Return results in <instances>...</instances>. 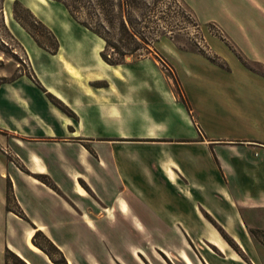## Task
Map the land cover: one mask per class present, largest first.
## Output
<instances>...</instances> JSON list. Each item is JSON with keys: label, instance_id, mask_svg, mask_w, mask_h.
Listing matches in <instances>:
<instances>
[{"label": "crops", "instance_id": "crops-1", "mask_svg": "<svg viewBox=\"0 0 264 264\" xmlns=\"http://www.w3.org/2000/svg\"><path fill=\"white\" fill-rule=\"evenodd\" d=\"M30 7L57 26L54 6L39 13ZM258 13L264 20V11ZM61 24L66 29L58 35L57 53L30 44L38 84L14 86L11 108L0 106V127L11 130L9 137L0 133V145L14 153L6 159L0 151V182L10 183L18 209H7L1 187L0 221L6 212L25 220L33 228L28 250L48 264L55 263L33 243L37 231L51 238L69 264L82 256L90 264H128L129 238L147 236H204L222 254L200 257L194 251L202 264H264L259 254L250 263L233 248L228 254L221 238L244 236L247 224L264 229V74L227 45L210 41L226 67L202 52L185 53L186 101L151 68L136 85L129 69L103 59L101 37L69 17ZM87 45L98 70L88 64ZM32 52L50 60L37 64ZM247 57L264 66L263 52ZM210 110L217 112L214 132L205 126ZM73 242H84V249L76 251ZM162 245L158 260L168 264L164 254L174 262ZM13 249L35 264L31 255ZM177 253L183 264H194L187 249ZM130 255L133 264H154L140 248Z\"/></svg>", "mask_w": 264, "mask_h": 264}, {"label": "rangeland", "instance_id": "rangeland-1", "mask_svg": "<svg viewBox=\"0 0 264 264\" xmlns=\"http://www.w3.org/2000/svg\"><path fill=\"white\" fill-rule=\"evenodd\" d=\"M116 1L117 0H115V2ZM137 1L140 7H135L130 14L125 12L124 20L130 25L132 30L136 31L135 38L138 42L143 46L147 43L152 46L151 52L147 53V50L142 48L134 54L121 56L113 46L107 45L106 41L102 38L104 40L102 52L107 53L115 60L121 61L120 68L129 69L132 72V77L136 85L144 78L146 75L145 72L151 68L161 74V77L175 89L180 99L185 100L187 96L184 86H190L183 72L184 62L182 56L185 53L202 52L221 67H226L224 59L210 49V41L221 42L227 45L230 51L237 55L246 65L264 74L263 65L247 60V56L251 51L254 53H264V20L260 18L258 13L259 10L264 11V0ZM37 3L42 4L44 7L40 8L39 4L36 5ZM31 5L38 13L41 9L42 12L49 11L50 7L54 6L55 18L57 20V26L54 25L55 30L43 20L39 15L40 13L37 14L30 7ZM44 14L45 13L42 15ZM87 15L88 13L86 10H81L80 16L82 18H89ZM67 17L81 24L70 14L66 6L58 0H0V90L4 89L6 90L5 92H7L6 98L0 100L2 109L11 108L12 99L10 98V94L14 86L19 85V87L25 88L24 86L26 85L37 83L34 64L29 52L31 51L30 44L33 43L35 46H39L51 53L56 47V40L59 41L58 35L65 36L64 30L66 28L61 22ZM101 18V16L96 15L94 20H103L106 23L105 19ZM131 18L135 29L131 26ZM119 23L120 17L118 15L112 25L106 24L109 30L112 31L110 37L118 41L121 39H131L126 35L120 34ZM81 26L89 34L95 37L98 36L83 24H81ZM72 31L76 37L80 38L84 36V34L77 29H73ZM87 37L92 38L90 35ZM36 39L42 43V46L37 43ZM87 43L91 44V41ZM87 47L89 49L86 54L88 64L92 66L93 69H100L95 65L94 59L90 55V46L87 45ZM141 52L147 54L138 57ZM32 55L37 64L47 63V60H50L49 55H45V59L42 58L44 55H37L35 52H32ZM145 59L150 62L149 67L141 63ZM22 76L28 77V79H25V82H23L20 80ZM160 101L162 103L167 102L166 96L162 95ZM186 101H188V99H186ZM216 114V110H210V115L206 118L205 126L208 131L214 132L218 127L216 125L214 126L212 122ZM1 117L2 114L0 111V119ZM177 123V125H181L182 128L188 127L184 122ZM10 132L11 130L8 128L0 127V133L3 136L9 137ZM0 151L3 152L6 159L14 156L9 146L0 145ZM10 186L9 182H0V188L2 187L1 191H5L3 193H5L7 199V209L18 211ZM261 212L264 215V210ZM244 215L247 220L251 216L246 212ZM3 216L4 219L0 221V248L3 255L2 264H23L10 253L14 252L13 248H18L23 252L25 251L27 255H31L33 259L37 260H35V264H48L42 255L31 253L27 248V239L29 233L33 231V228L31 229V226L25 220L13 214L6 212ZM244 232V236L242 235L239 237H232L224 233V238H221L227 241H225L227 244L226 252L229 254L232 248L237 250L242 260L246 263H250V256L255 254L261 255L264 261V229L247 224ZM48 238L51 240L50 237ZM32 240L37 247L39 244L47 246L53 257L61 263H64L61 255L47 244L45 235L40 232H35ZM101 240L107 244L105 238H101ZM161 243H163L162 247L169 252L171 258L175 262L168 260L166 255L163 254L168 264H183L176 257L178 255L177 252L181 249L190 251L191 256L194 258V264H202L201 261L197 259L195 252H197L200 257V253L205 254L206 251L215 252L217 255L222 254L218 250V247L209 244L204 236L187 238H159L154 236H147L145 238L132 237L129 238V245L126 248L125 262L133 264L130 259V251L140 248L146 252L149 259L154 264H164L158 260V258H161L157 252L158 246L161 245ZM71 245L78 252L85 247L84 242L81 244L73 242ZM116 249H118V247ZM259 250L260 252L257 253ZM42 252L45 253L44 251ZM14 253L17 254L16 252ZM134 254L135 257L139 256L137 251H135ZM233 256L240 258L236 254H233ZM20 258L24 260L22 257ZM85 258L84 256H82V258H77L73 264H90ZM101 261L102 264H112L108 263L106 259H101ZM145 261L148 263L146 259ZM25 262L27 263V261Z\"/></svg>", "mask_w": 264, "mask_h": 264}, {"label": "trees", "instance_id": "trees-1", "mask_svg": "<svg viewBox=\"0 0 264 264\" xmlns=\"http://www.w3.org/2000/svg\"><path fill=\"white\" fill-rule=\"evenodd\" d=\"M62 2L70 14L81 24H83L85 27L96 33L98 36L103 38L107 45L113 46L115 50L121 55V56H126L128 54H134L135 52L140 51L142 48L147 50V53L151 52L152 46H150L149 43H147L145 46H143L138 40L135 38L136 31L132 30L130 25L126 23L124 20V13L127 12L130 14L135 7H140L138 5V1L134 0H58ZM81 10H86L88 13L87 19L82 18L80 16ZM117 12V13H116ZM99 15L102 18L105 19L106 23L103 20H98L95 21V16ZM119 15L120 17V23H119V31L120 34L126 35L128 40L121 39L120 41L118 40H113V38L110 37V33L112 31L109 30V27L107 26L108 24L114 23L115 18ZM131 26L133 29L134 23L131 18L130 20ZM108 23V24H107ZM107 24V25H106ZM37 43L42 46V43L36 39ZM58 41L56 40V47L52 50L51 53L55 54L57 53L58 50ZM146 53V54H147ZM145 53H139L138 57L146 55ZM102 57L103 59L111 64V65H118L121 64V61L115 60L111 58L107 53L102 52ZM19 215L23 216L21 212H19ZM38 233V231L36 232ZM46 241L47 244L54 249L58 254L61 255L64 263H61L60 261L56 260L53 255L51 254L50 250L47 248V246L39 244L38 247L47 253L49 255V258L52 259V262L55 264H68L63 252L57 247V245L50 240L47 236ZM35 244V243H34ZM12 255H14L16 258H18L23 264H27L24 260H22L17 254L14 252H10Z\"/></svg>", "mask_w": 264, "mask_h": 264}]
</instances>
